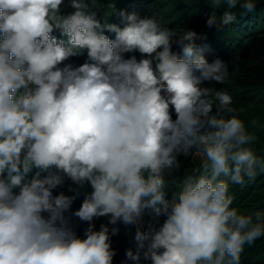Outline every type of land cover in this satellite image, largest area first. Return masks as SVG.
Wrapping results in <instances>:
<instances>
[{
    "label": "clouds",
    "instance_id": "obj_1",
    "mask_svg": "<svg viewBox=\"0 0 264 264\" xmlns=\"http://www.w3.org/2000/svg\"><path fill=\"white\" fill-rule=\"evenodd\" d=\"M203 2L216 31L257 7ZM64 5L0 0V264H113L120 225L134 229L121 264H242L264 238V209L236 206L232 189L264 175V122L205 86L229 82L228 62H209L203 34L169 29L158 13L120 10L116 24L115 3L102 19L97 0ZM180 156L195 167L171 180L169 199ZM68 182L73 195L54 194Z\"/></svg>",
    "mask_w": 264,
    "mask_h": 264
},
{
    "label": "trees",
    "instance_id": "obj_2",
    "mask_svg": "<svg viewBox=\"0 0 264 264\" xmlns=\"http://www.w3.org/2000/svg\"><path fill=\"white\" fill-rule=\"evenodd\" d=\"M115 3L116 11L109 17L110 23H120L118 12L127 10L135 11L141 17L152 16L158 13L163 19L164 26L176 31H195L198 35L203 34L206 39L197 40L196 44L200 47L206 46L204 55L209 62L215 58H220L228 62L230 76L229 82L221 85L212 82L210 86L213 89H223L228 91L233 96V106L243 108L244 112L241 115L245 121L260 118L264 122V0H255L257 7L254 12L245 14L242 18L238 17V21L223 29L216 31L214 28L206 27V20L212 13V9L208 7L203 0H97L98 10L97 18H107L105 15L110 10L107 4ZM65 14L73 11L68 6V0H65L63 7ZM217 16L220 15L217 10ZM111 39H114V33L105 32ZM58 38L59 31L54 32ZM173 51L179 52L180 49L174 44ZM126 58L132 54H125ZM139 58V53H135ZM86 53L79 57H72L68 63L74 66H79L86 62ZM173 118L175 116L173 115ZM258 154L264 152V134H260V139L257 142ZM181 169L170 178L169 187L167 189V198H171L172 192L176 191V184L171 180H179L183 177L186 170L189 172L195 167V162L192 157H179ZM69 183H66L63 188H58L54 194L63 191L66 195L74 193L68 191ZM75 188V185H72ZM91 191L90 186L85 185L79 189L80 195L72 205V210L80 207L84 195ZM236 196L235 205L241 209H264V175H259L255 182L247 185L244 188L233 186L232 189ZM147 219V217H146ZM165 217L160 218V223H163ZM101 223H107L106 218H100L95 221L96 230H99ZM73 224L76 225L78 235L83 236V229L87 224H81L77 219H73ZM118 235L112 237V247L116 249L117 254L114 257L113 264H121L125 260V250L132 245L130 244V236L126 235V230L123 225H120ZM242 264H264V238L256 241L251 247H245V252L241 257ZM132 264V262H128ZM141 264H150L147 261H141Z\"/></svg>",
    "mask_w": 264,
    "mask_h": 264
}]
</instances>
